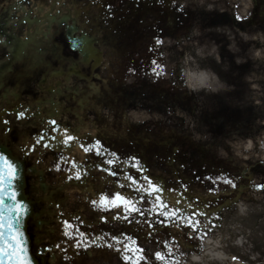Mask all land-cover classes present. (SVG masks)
<instances>
[{"label": "flooded vegetation", "instance_id": "af4514ba", "mask_svg": "<svg viewBox=\"0 0 264 264\" xmlns=\"http://www.w3.org/2000/svg\"><path fill=\"white\" fill-rule=\"evenodd\" d=\"M74 1L82 8L89 5L94 15L90 19L97 18L98 23L92 25L84 12L82 19L55 10L48 13V3L58 0H0V142L26 161L27 177L34 181H28L27 190L40 188L42 172L39 202L50 211L28 224L33 254L40 264H134L140 254L125 261L124 256H132L123 251L127 245L143 248L148 264H175L187 253L200 251L215 228L212 224L218 225L225 211L250 190L245 184L248 172L237 173L236 167L226 165L177 119L179 113L192 115L195 101L185 61L191 50L201 48L204 62L209 58L228 66L216 74L226 80L231 71H237L231 65L240 61L238 54L245 53L240 36L264 34V0ZM218 28L234 36L237 59L233 52L224 59L226 49L213 33ZM158 34L163 43L155 46ZM68 36L77 42L76 49H71ZM153 60L162 66V75L156 76ZM233 88L234 84H226L221 92L232 93ZM101 110L110 118L102 120ZM20 111H25L22 118H18ZM51 120L56 124H50ZM65 132L76 137V143L63 144ZM97 140L103 146L100 154L95 148L85 153L81 145H95ZM108 160L113 164L105 163ZM129 161L136 167L149 166L139 173V186L148 189L143 179L148 176L166 189L160 195L180 201V206L168 207L179 208L180 218L162 225L165 218L159 213L165 209L154 201L149 204V196L148 202L141 199L146 192L135 191L141 194L135 206L143 212L132 213L135 220L110 218L114 212L125 214L123 204L104 210L88 201L83 217H74V210L66 221L88 239H101L98 247L75 255L69 247L74 241L67 242L63 235L65 221L56 226L49 221L66 215L58 207L64 200L61 194L66 187L76 186L109 201L110 193L117 192L126 199L129 191L134 192L126 179ZM77 170L82 179L69 180ZM225 176L237 184L235 189L222 182ZM204 205L209 211H203ZM102 216L109 217L107 222ZM186 218L198 220L199 229L208 234L202 240L194 234L189 238ZM113 235L121 243L113 241ZM56 237L66 252L56 247ZM109 243L114 247L109 249ZM156 252L165 259L157 260Z\"/></svg>", "mask_w": 264, "mask_h": 264}, {"label": "rangeland", "instance_id": "374dc122", "mask_svg": "<svg viewBox=\"0 0 264 264\" xmlns=\"http://www.w3.org/2000/svg\"><path fill=\"white\" fill-rule=\"evenodd\" d=\"M91 10L93 9L89 5H85L82 8L78 3L74 9L78 18L82 19L84 12L85 18H89L92 25H96L99 19H90V17H94ZM221 29L218 28L213 33L223 42L222 46L226 49L225 52L227 54L225 53L224 59L227 60L229 58L228 55H231L232 52V57L237 59L234 36L225 29L223 31ZM240 38L242 41L241 48H244L245 53L238 54L240 61L235 63L236 66L231 65L233 68L236 67L237 71H231L226 80L219 79L216 76L217 72L226 67L228 68V66L224 67V62L212 61L209 58H206L204 62L201 56V48L194 50L195 66L202 82L199 85V91L194 93L195 101L192 106V115L179 113L177 119L183 121L185 129L189 132L192 131L197 138L206 143L211 151L220 157L226 165L236 167L237 173L248 172L249 175H247L245 184L255 187L258 184H264V87H261V85H264V34L256 33L255 37L251 36L249 38L242 35ZM226 84L235 85L232 93L221 92L222 87H225ZM129 164L128 176L133 175L132 177L139 179L140 171H138V168L142 166V163L137 167L134 162L129 161ZM39 167L41 168L42 165ZM43 167H46V165ZM148 167L147 165L143 166L144 171ZM100 175L103 176L104 174L100 172ZM28 181H30L29 183H34L31 177H28ZM28 191L35 195L34 193L38 192V189L36 191L29 189ZM71 191L73 192L70 194L66 192L61 194L66 199L68 206H71L70 208L74 206L73 203H81V201L84 203V194L80 190L72 188ZM140 195L135 191H129L127 199L132 200L136 204V199ZM114 196L115 193H110L109 197L112 200ZM149 197L150 202H148V199L146 202L149 204L153 201L158 203L155 201L154 196ZM93 198L101 201L102 197L98 199V196L94 195L93 197L91 196V199ZM257 199L264 202V190H249L242 198V202L257 204ZM164 202L168 206L176 203L172 200ZM43 205L41 202L37 203L39 212L50 214L49 210L46 212L43 209ZM86 205V203L79 204L75 208L84 209ZM204 207H206L203 209L204 212L209 211L207 205H204ZM234 209L235 207L228 211L227 214L233 212ZM78 214L82 215V213ZM49 221L54 226L60 223L58 217H53ZM218 227L219 225L216 226V228ZM187 229L189 231V227ZM56 239L58 244V237ZM202 251L203 249L201 248L200 251L190 254H200ZM180 262L181 260H177L175 264H180Z\"/></svg>", "mask_w": 264, "mask_h": 264}, {"label": "snow or ice", "instance_id": "6c2138e0", "mask_svg": "<svg viewBox=\"0 0 264 264\" xmlns=\"http://www.w3.org/2000/svg\"><path fill=\"white\" fill-rule=\"evenodd\" d=\"M173 4H175V0H173ZM109 10H111L112 5H108ZM237 20H240L241 17L237 16ZM163 43V38L159 34L155 37V46H160ZM154 46V47H155ZM163 53H161V56ZM153 64L156 65V69H159L157 71L154 69V72L156 76L162 75L163 69L160 64L156 62V60L152 61ZM261 87H264V85H261ZM26 111V110H25ZM25 111H20L18 113V118H22L25 115ZM102 120L109 119L110 117H104L102 114V110L98 113ZM5 124L8 123V121H4ZM50 124L55 125L56 121L51 120L49 121ZM43 140V136H41L39 139H37L36 143L39 144ZM77 138L74 137L72 134L65 132L64 139L62 141L63 144L66 146H70L71 143H76ZM44 147H49V145L45 144ZM85 153H89L95 148L97 155L100 154L102 151L103 146L101 145L100 140H97L95 145H81ZM7 151V148L0 143V160H3L4 164L7 166V177L0 176V264H32V262L28 259H26V253L27 249L24 247V241L22 239V233L19 231V228L16 227V225L19 224L21 216H23L27 211L28 207L27 205L21 203L17 200V189L12 186V182L17 180V168L12 163H9L8 157L4 155V152ZM109 155H115L114 153H109ZM105 163L112 165L113 160H108ZM56 170L59 171L60 167L59 164L55 166ZM73 168H76V165H73ZM138 171L143 172V166H140L138 168ZM111 174L113 176L117 175L116 171H111ZM69 180L75 179L77 181L82 179L81 172L77 170L74 175H70L68 177ZM127 180L131 181V185L134 186L133 190L136 192H146L145 196H142L141 199H147V196H154L155 201L159 202V207H162L165 209V211H161L159 213L160 216L164 217L165 219L160 221V223L164 226H167V221H173L174 218L179 219L180 217L177 215L180 212V209L177 208L175 211L168 208L167 203L163 202L161 199V191L166 190L162 189L160 186H157L153 183V181L148 177L144 176L143 179L148 182V189H142L139 186L138 179L132 177L131 175L126 177ZM206 179H211V177H206ZM222 182L230 185L232 188H236L237 184L233 181V179H230L228 177H222ZM215 183V181H213ZM6 188H11V191L5 192ZM255 188L257 190H264V184H258L255 185ZM150 189V191H149ZM209 191L216 192L218 189L211 188ZM10 199L13 201V203L10 206L5 207V200ZM179 200L176 201L177 204H179ZM95 207L102 208L104 210H107L109 207L112 208H119L121 204L124 205V215H121L119 212H114L111 215V219H117V220H129V217H132L133 220H135V217L132 216V213H138L143 215V212L140 208H137L135 206V203L132 200L125 199V197L117 192L112 200H107L106 198H101V201L99 204L97 201L91 202ZM155 206V205H154ZM8 212V216H4V211ZM12 213H15V217H12ZM197 215H205L204 213H196ZM102 221L107 222L109 217H100ZM211 223V221H209ZM185 227H189L191 231L188 233L189 238L193 237V234L198 239H203L205 235H207V232H203L199 229V221L193 220L190 218H186V223L184 225ZM217 225L212 224V227H216ZM151 227V225H150ZM72 229V231H69ZM75 233V235H74ZM63 235L68 238L67 242L69 243V247L74 249L75 255L80 256L81 253H87V251L92 248L93 246H99L98 240L101 239L100 237H95L92 239H88L86 234L83 231H80V229L73 228V225L69 222H64V232ZM78 235L79 238H76ZM131 239V238H128ZM112 240L116 243H121V240L116 236H112ZM133 244H135V241H133ZM57 248H61V245H56ZM107 247L109 249L113 248V244H107ZM62 251L66 252V249L61 248ZM119 251V249H117ZM123 251L124 252H131L132 256H124L123 259L125 261L132 260L133 257H136L137 253L140 255L137 259H135L134 264H140V261H144V264H148L149 257L147 255H144V249L143 248H129L127 245H123ZM155 258L157 260H164L165 257L160 253H155ZM241 257L234 255L232 257L233 260L240 259Z\"/></svg>", "mask_w": 264, "mask_h": 264}, {"label": "bare ground", "instance_id": "6f19581e", "mask_svg": "<svg viewBox=\"0 0 264 264\" xmlns=\"http://www.w3.org/2000/svg\"><path fill=\"white\" fill-rule=\"evenodd\" d=\"M195 52L185 61L190 87L199 91L202 82L196 70ZM237 255L240 259L233 260ZM264 264V202L239 203L226 214L218 228L210 232L200 254L184 257L180 264Z\"/></svg>", "mask_w": 264, "mask_h": 264}, {"label": "water", "instance_id": "95a60500", "mask_svg": "<svg viewBox=\"0 0 264 264\" xmlns=\"http://www.w3.org/2000/svg\"><path fill=\"white\" fill-rule=\"evenodd\" d=\"M70 41L73 43L71 38ZM4 146L7 148V151L4 152V155L8 157L9 163H12L17 168V180L12 182V186L17 189V200L28 207V211L23 216H21L19 224L16 225V227H18L19 231L22 233L24 247L27 249L26 259L30 260L32 264H39L37 259L32 254V243L27 233L28 221L35 215V202L30 199L28 194L25 192L26 163L14 156L10 148H8L6 145ZM0 176H4L5 178L7 177V166L4 164L3 160H0ZM9 191H11V188L5 189V192ZM0 195H2V193H0ZM12 203L13 201L10 199L5 200V207L10 206ZM4 216H8V212L6 210L4 211ZM12 217H15V213H12Z\"/></svg>", "mask_w": 264, "mask_h": 264}]
</instances>
